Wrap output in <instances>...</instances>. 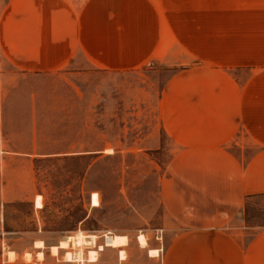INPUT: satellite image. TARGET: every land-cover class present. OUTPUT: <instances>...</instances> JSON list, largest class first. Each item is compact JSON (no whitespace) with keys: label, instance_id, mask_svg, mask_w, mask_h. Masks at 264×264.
Instances as JSON below:
<instances>
[{"label":"rangeland","instance_id":"1","mask_svg":"<svg viewBox=\"0 0 264 264\" xmlns=\"http://www.w3.org/2000/svg\"><path fill=\"white\" fill-rule=\"evenodd\" d=\"M181 7L186 33H201L185 35V45L200 38L203 49L213 47L200 52L206 59L168 62L149 55L137 62L115 59L119 70H103L78 53L65 66L44 70L27 68L34 61L23 55L0 51V251L6 264H72L61 262L62 251L60 261L51 256L50 247L80 233L97 235L103 244L108 232L129 237L127 259L104 247L91 264H163L173 242L194 224H220L243 243L264 227V194L247 199L234 214L183 212L170 204L181 190L192 191L187 200L204 198L193 188H177L183 165L170 162L181 151L162 119L163 93L173 76L189 75L188 69L213 79L201 66L218 59L240 83L263 80L257 52L230 50L264 46V0H185ZM149 8L139 5L141 13ZM2 9L11 10L16 24L18 5L0 2ZM137 40L146 41V35ZM241 55L237 64L233 57ZM189 80L198 86L194 77ZM140 234L147 237L145 248ZM36 240L45 242V259H38ZM150 248L160 249L159 255L150 256ZM9 250L18 255L15 262L8 261ZM25 252L33 254V263L24 261Z\"/></svg>","mask_w":264,"mask_h":264},{"label":"crops","instance_id":"2","mask_svg":"<svg viewBox=\"0 0 264 264\" xmlns=\"http://www.w3.org/2000/svg\"><path fill=\"white\" fill-rule=\"evenodd\" d=\"M0 2L18 5L16 24L10 21L11 10H1L0 51L34 61L29 69L63 67L78 53L96 68L119 70L115 59L137 62L151 55L169 62L206 59L200 52H213V47L200 46V38H190L187 49L185 35L201 33L193 29L186 33L181 7L185 0ZM141 4L151 5L150 12L141 13ZM139 34L146 35V41L140 43ZM243 46L230 51L257 52L264 65V46ZM233 58L237 64L244 61L243 55ZM212 61L213 66L204 63L201 67L209 68L201 69H210L213 79H199L196 71L188 69L189 75L173 76L162 96L164 127L181 151L170 162L183 165L177 178L183 185L178 183L177 188H193L194 195L204 198L199 203L187 200L192 191L181 190L178 202L169 201L183 212L234 214L247 199L264 194V78L254 87L250 79L240 83L218 65V59ZM192 77L198 86L191 87ZM168 188L167 184L164 195ZM174 195L170 189L169 197ZM0 264H6L1 251ZM163 264H264V227L243 243L220 224H194L173 242Z\"/></svg>","mask_w":264,"mask_h":264},{"label":"bare ground","instance_id":"3","mask_svg":"<svg viewBox=\"0 0 264 264\" xmlns=\"http://www.w3.org/2000/svg\"><path fill=\"white\" fill-rule=\"evenodd\" d=\"M137 239L141 247H147L148 240L144 234H140ZM128 244L129 237L124 234L108 232L105 235V242L103 244H98L97 235H85L84 233H80L76 236L64 238L58 245H52L50 251L51 256L58 258V260L60 259V253L62 251L64 256L61 262L74 264L75 261L79 260L80 264H91L99 260L100 251H102L104 247L119 249L121 260L126 259L127 253L124 247ZM35 246L40 249L37 256L39 260H42L44 258L43 249L46 247L45 242L43 240H37ZM148 251L150 256L155 257L159 255L160 249L150 248ZM7 256L10 262H15L18 257L13 250H9ZM23 259L26 263H33V254L31 252H26Z\"/></svg>","mask_w":264,"mask_h":264}]
</instances>
